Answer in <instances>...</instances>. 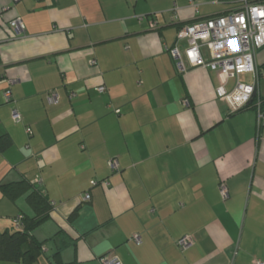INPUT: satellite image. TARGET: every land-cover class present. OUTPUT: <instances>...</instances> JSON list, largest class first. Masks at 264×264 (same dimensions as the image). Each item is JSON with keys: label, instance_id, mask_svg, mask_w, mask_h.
I'll return each mask as SVG.
<instances>
[{"label": "crops", "instance_id": "1", "mask_svg": "<svg viewBox=\"0 0 264 264\" xmlns=\"http://www.w3.org/2000/svg\"><path fill=\"white\" fill-rule=\"evenodd\" d=\"M240 4L0 0V231L35 215L34 187L12 197L3 185L44 191L52 210L32 230L43 244L34 264H102L106 255L122 264L264 261V104L254 103L264 78L251 104L232 112L218 89L232 91L239 76L179 69L170 52L187 46L182 26ZM186 235L194 244L183 249Z\"/></svg>", "mask_w": 264, "mask_h": 264}, {"label": "built area", "instance_id": "2", "mask_svg": "<svg viewBox=\"0 0 264 264\" xmlns=\"http://www.w3.org/2000/svg\"><path fill=\"white\" fill-rule=\"evenodd\" d=\"M11 27L18 33L25 29L20 18H14L11 21ZM179 37L187 39L184 52L178 46L170 49L179 69L185 70L188 63L191 66L220 69L227 77L251 72L256 76L255 83L247 84L237 81L234 89L228 93L218 89V96L229 103L232 112L244 107L252 100L253 94L259 89L260 78H264V70L260 71L256 63L258 52L264 48V0H242L238 8L225 14L186 24L180 28ZM205 50L208 56L205 55ZM104 89V86L100 88V90ZM4 95L7 101L12 99L11 90H6ZM48 98L50 102H56L57 94H49ZM12 117L16 121L20 120V112L14 109ZM263 117L260 113L258 118L260 124ZM28 132L31 133L30 128ZM109 165L113 170L120 168L117 157L111 158ZM41 181L42 178L38 177L37 182ZM99 183L107 185L108 181H92V185ZM219 189L221 196L227 199L229 190L225 181L220 183ZM90 199L91 194L85 193L84 200ZM15 224L16 228L23 226L22 215L16 217ZM132 238L138 243L141 242V235L138 233ZM177 243L181 248L186 249L194 244V239L186 235ZM100 260L102 264H122L117 256L106 255ZM253 264H264V261L256 259Z\"/></svg>", "mask_w": 264, "mask_h": 264}, {"label": "trees", "instance_id": "3", "mask_svg": "<svg viewBox=\"0 0 264 264\" xmlns=\"http://www.w3.org/2000/svg\"><path fill=\"white\" fill-rule=\"evenodd\" d=\"M254 103L262 107L264 104V96H258L257 94ZM257 105L255 104V106ZM245 107L246 105L238 110ZM31 187H34V190L28 195V202L34 208L35 215L32 217L22 215L23 226L21 228L0 231V260L2 261L34 264L41 254L43 244L32 235V230L50 217L52 210L51 200L44 191L38 189L36 185L26 181H18L3 185L4 191L12 197L19 195Z\"/></svg>", "mask_w": 264, "mask_h": 264}, {"label": "rangeland", "instance_id": "4", "mask_svg": "<svg viewBox=\"0 0 264 264\" xmlns=\"http://www.w3.org/2000/svg\"><path fill=\"white\" fill-rule=\"evenodd\" d=\"M259 52H258L257 58L263 51L260 53ZM239 77H240V81L242 83L252 84L255 81V77H254L253 73H251V72H245V73L241 74ZM261 87H262V89H264V81L261 82Z\"/></svg>", "mask_w": 264, "mask_h": 264}, {"label": "water", "instance_id": "5", "mask_svg": "<svg viewBox=\"0 0 264 264\" xmlns=\"http://www.w3.org/2000/svg\"><path fill=\"white\" fill-rule=\"evenodd\" d=\"M256 92H257V91H255V93L253 94V97H254V95L256 94ZM253 97H252V98H253ZM251 101H252V100H251ZM251 101H250V102H251ZM250 102H249V103H250ZM249 103H248V104H249Z\"/></svg>", "mask_w": 264, "mask_h": 264}]
</instances>
